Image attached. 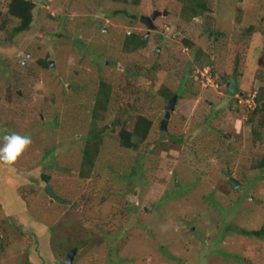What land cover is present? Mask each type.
Returning a JSON list of instances; mask_svg holds the SVG:
<instances>
[{"label": "rangeland", "instance_id": "374dc122", "mask_svg": "<svg viewBox=\"0 0 264 264\" xmlns=\"http://www.w3.org/2000/svg\"><path fill=\"white\" fill-rule=\"evenodd\" d=\"M10 1L0 145L12 132L31 144L0 161V264H58L73 248L71 264H264V233H247L264 229L262 113L225 82L235 75L244 101L264 100V0H32L21 33ZM155 10L168 13L150 29L140 16ZM138 114L152 120L147 140L124 146L119 132Z\"/></svg>", "mask_w": 264, "mask_h": 264}, {"label": "trees", "instance_id": "16d2710c", "mask_svg": "<svg viewBox=\"0 0 264 264\" xmlns=\"http://www.w3.org/2000/svg\"><path fill=\"white\" fill-rule=\"evenodd\" d=\"M115 1H124L128 2L129 0H115ZM137 3L139 0H132ZM198 7L201 9L206 7L204 2H195ZM36 3L32 0H11L9 3V12L12 16H15L19 23L14 27V33L25 32L31 27V24L34 21V9ZM135 18H137L135 16ZM128 40L125 44L126 50H132L136 47H140L145 44L146 37L137 36L135 33L128 34ZM185 43L188 46L192 45V42L189 39H184ZM193 46V45H192ZM191 46V47H192ZM46 63V61H44ZM103 88L98 92L97 102H96V110L101 112L105 111L107 107L108 100V88L105 87V82L102 81ZM165 94V93H164ZM177 94V93H176ZM259 94V93H258ZM8 97L11 96V89L7 91ZM167 97L171 96V93L166 92ZM256 99L260 102L262 99V104L256 105L255 112L260 111L262 113L261 117V125L264 127V100L262 96L256 95ZM257 110V111H256ZM97 114V113H96ZM95 114V116H96ZM133 119V118H132ZM152 127V120L145 115H136L133 121H129L127 126L123 127L119 132V138L121 139V143L127 147L137 148L141 142L147 140V137L150 133ZM84 159L87 163H92V157L90 156V152L88 149L84 150ZM249 234H255L257 236L262 235L264 233V229L259 230H251L248 231Z\"/></svg>", "mask_w": 264, "mask_h": 264}, {"label": "water", "instance_id": "95a60500", "mask_svg": "<svg viewBox=\"0 0 264 264\" xmlns=\"http://www.w3.org/2000/svg\"><path fill=\"white\" fill-rule=\"evenodd\" d=\"M168 11H160V10H155L153 13H151L150 15H141L140 16V20L142 22H144L148 28L150 29H156L157 25L155 24V20L158 16H160L161 14H167ZM150 31L147 32V34L145 35L146 39L149 37ZM53 63V61H52ZM51 63V64H52ZM227 95L230 96H235L239 90L237 87V81H236V76L233 75L230 81H227ZM240 94H243V92H239ZM177 98H178V94H174L171 99L168 101L167 107H166V113L164 115V118L161 122V130L166 131L167 130V124L169 121V118L171 117V113L172 111H174L175 106H176V102H177ZM227 175L229 174V172H226ZM230 181L231 183L236 187L239 183V181L234 177V176H230ZM45 191L49 194V196L52 199H58L61 200V196H59L57 193H55V191L53 190V188L51 187V185H47L45 188ZM76 248H73L69 251V253L67 254V256L63 259L59 261V264H71L72 261L74 260V257L76 255Z\"/></svg>", "mask_w": 264, "mask_h": 264}, {"label": "clouds", "instance_id": "9594fccd", "mask_svg": "<svg viewBox=\"0 0 264 264\" xmlns=\"http://www.w3.org/2000/svg\"><path fill=\"white\" fill-rule=\"evenodd\" d=\"M237 94L239 97L240 93ZM30 144L31 138L28 135H20L15 132L5 135L4 143L0 145V161L8 163L15 161L17 157L24 151V149Z\"/></svg>", "mask_w": 264, "mask_h": 264}, {"label": "built area", "instance_id": "2783aa9c", "mask_svg": "<svg viewBox=\"0 0 264 264\" xmlns=\"http://www.w3.org/2000/svg\"><path fill=\"white\" fill-rule=\"evenodd\" d=\"M208 71V70H207ZM205 75V74H204ZM208 80H209V78H208ZM244 96L245 95H241V96H239V101L240 102H244L246 105H247V107H251V108H255L256 107V93L255 94H253V95H249L250 96V98L248 97V99H246L245 101H244Z\"/></svg>", "mask_w": 264, "mask_h": 264}, {"label": "flooded vegetation", "instance_id": "af4514ba", "mask_svg": "<svg viewBox=\"0 0 264 264\" xmlns=\"http://www.w3.org/2000/svg\"><path fill=\"white\" fill-rule=\"evenodd\" d=\"M232 78V77H231ZM231 80V79H230ZM226 81H228V80H226ZM17 200H19V198H16ZM50 200L51 201H53V200H58V199H52L51 197H50ZM7 204L6 203H4V202H2V201H0V211H2V210H5L6 209V212H8V210H7ZM0 238H1V235H0ZM71 250V249H70ZM69 250V251H70ZM69 253V252H68ZM60 261V260H59ZM58 264H59V262H58Z\"/></svg>", "mask_w": 264, "mask_h": 264}]
</instances>
